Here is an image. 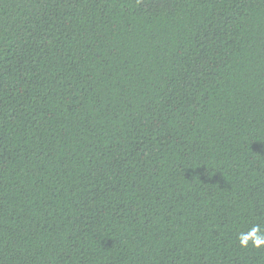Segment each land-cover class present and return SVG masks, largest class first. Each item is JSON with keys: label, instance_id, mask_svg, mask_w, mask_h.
I'll return each instance as SVG.
<instances>
[{"label": "trees", "instance_id": "1", "mask_svg": "<svg viewBox=\"0 0 264 264\" xmlns=\"http://www.w3.org/2000/svg\"><path fill=\"white\" fill-rule=\"evenodd\" d=\"M264 0H0V264H264Z\"/></svg>", "mask_w": 264, "mask_h": 264}, {"label": "clouds", "instance_id": "2", "mask_svg": "<svg viewBox=\"0 0 264 264\" xmlns=\"http://www.w3.org/2000/svg\"><path fill=\"white\" fill-rule=\"evenodd\" d=\"M237 241L241 248L251 247L256 250L264 248V225L251 224L247 230L239 232Z\"/></svg>", "mask_w": 264, "mask_h": 264}]
</instances>
